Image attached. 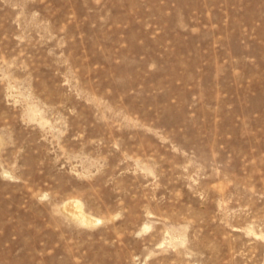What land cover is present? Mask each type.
Returning <instances> with one entry per match:
<instances>
[{"label": "rangeland", "instance_id": "obj_1", "mask_svg": "<svg viewBox=\"0 0 264 264\" xmlns=\"http://www.w3.org/2000/svg\"><path fill=\"white\" fill-rule=\"evenodd\" d=\"M0 264H264V0H0Z\"/></svg>", "mask_w": 264, "mask_h": 264}]
</instances>
